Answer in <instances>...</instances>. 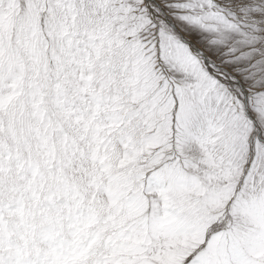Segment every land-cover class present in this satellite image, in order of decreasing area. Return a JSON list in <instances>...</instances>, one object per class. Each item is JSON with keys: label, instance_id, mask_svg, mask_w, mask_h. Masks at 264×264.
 <instances>
[{"label": "snow or ice", "instance_id": "snow-or-ice-1", "mask_svg": "<svg viewBox=\"0 0 264 264\" xmlns=\"http://www.w3.org/2000/svg\"><path fill=\"white\" fill-rule=\"evenodd\" d=\"M0 264H264V0H0Z\"/></svg>", "mask_w": 264, "mask_h": 264}]
</instances>
